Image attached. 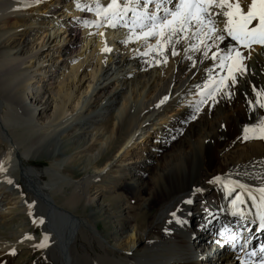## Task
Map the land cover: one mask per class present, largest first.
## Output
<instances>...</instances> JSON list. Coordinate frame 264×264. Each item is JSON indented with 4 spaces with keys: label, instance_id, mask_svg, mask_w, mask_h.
Here are the masks:
<instances>
[{
    "label": "bare ground",
    "instance_id": "obj_1",
    "mask_svg": "<svg viewBox=\"0 0 264 264\" xmlns=\"http://www.w3.org/2000/svg\"><path fill=\"white\" fill-rule=\"evenodd\" d=\"M97 2L106 5L109 0H0L1 36L11 30L10 25L20 28L3 39L0 37V149L7 145V151L0 153V178L10 177V168L16 163L17 176L32 196V209L22 204L25 196L18 186L7 192L1 206L10 214L13 210L25 211L21 214L24 216L32 211L38 222L43 219L44 223L39 225L43 236H48L46 253L55 264H239L232 246L218 235L225 227L237 235L236 248L247 241L246 253H259L264 230L259 228L258 221L252 223L255 209L245 207L244 220L230 215V198L223 186L234 180L251 190L264 187V140L240 139L243 125L248 122L245 96L255 100L252 86L264 88V48L255 45L250 53L245 51L247 74L238 79L232 99H222L211 107L207 104L198 119L191 121L197 105L199 108L204 105L199 103L202 96L197 93L211 75L210 61L198 60L193 68L185 59L188 43L184 41L177 46L179 55L172 57L169 49L168 62L155 72H146L157 66L155 60L159 57L153 52L143 59L144 51L140 50L144 44L128 40L127 29L97 27L94 12L87 11V7L94 8ZM77 3L81 8L76 7ZM59 6L63 11L54 17L58 20L49 21L44 28L38 26L39 38L34 37L37 31L32 35L33 42L39 40L38 50L22 56L20 46L26 45L25 37L33 30L32 24H27L34 21L25 17L31 11L43 14L49 8L55 15ZM37 24H43L41 18ZM101 32L105 34L103 37ZM105 44L112 49L110 53L101 52ZM3 49L12 54L4 53ZM28 61L30 68H24ZM112 65L116 67L114 73L121 72L123 76L120 79L114 76L113 82L118 85L109 91ZM129 65L141 69L136 78L143 79V91L136 93L132 83L133 88H129ZM124 77L126 80L121 83ZM127 90L132 97L124 96ZM165 96L169 99L161 104ZM179 97L181 103L168 109L166 103L174 106L171 104ZM30 98L34 99L33 105L27 104ZM119 99L123 108H116L120 112L117 120L110 116L101 124L102 130L90 129L101 112L117 107ZM129 99L136 100L133 111ZM92 105L93 109L85 114ZM168 113L171 114L167 116ZM154 119L156 124L151 126ZM111 120H116L114 129L103 133L109 129ZM77 125L79 129L69 139L66 136L60 139L69 154L56 146L50 149L53 137L72 132ZM92 131L94 135L90 137ZM137 137L142 140L137 142ZM44 152L55 163L64 154L70 156V161L77 158L75 167L82 179H74L75 172L67 166L66 157L58 166L43 170L29 164L31 158ZM113 168L116 173L131 177L129 184L135 193H146L145 209L155 202L164 209L156 218L159 225L152 228L155 220L145 226V215H133L136 220L131 233L116 246L106 247L103 241H108L96 238L94 227L76 216L73 208L80 199L84 201L83 207L91 206L94 200L90 197L91 189L103 190L102 185ZM90 170L93 173L89 174ZM46 175L47 182L43 181ZM216 176L221 177L220 183L210 184ZM65 187L80 193L64 197L57 204L56 195ZM2 189L5 188H0V192ZM112 203L108 201L105 206ZM193 219L197 220L196 234L190 230ZM150 230H156V235L148 237ZM92 241L100 252L92 248ZM86 248L91 249L93 256Z\"/></svg>",
    "mask_w": 264,
    "mask_h": 264
},
{
    "label": "snow or ice",
    "instance_id": "obj_2",
    "mask_svg": "<svg viewBox=\"0 0 264 264\" xmlns=\"http://www.w3.org/2000/svg\"><path fill=\"white\" fill-rule=\"evenodd\" d=\"M76 7L79 9L81 5L77 3ZM87 11L94 12L97 27L115 29L119 26L127 29L128 40L141 41L145 45L142 56L154 52L159 57L155 60L157 66L161 62L167 63L169 49L172 57L179 55L176 46L181 40L186 41L188 47L184 50L185 59L193 68L198 60L210 61L208 71L211 75L197 93L202 96L199 103L208 104L209 107L220 103L222 99H232L238 79L247 74L245 61L248 56L245 51L250 53L255 45L264 48V0H109L106 5L97 2L94 8L87 7ZM220 17L223 19L218 24L217 18ZM100 35L103 37L105 34L101 32ZM153 40L154 45L151 43ZM227 41H231V44L226 46ZM111 51L106 44L101 49L104 54ZM193 54H196V58ZM252 94L255 100L245 96L248 122L243 125L240 134V139L244 141L250 138L264 140V100L260 99L264 97V88L258 90L252 86ZM168 99L165 96L160 103ZM192 118L195 119V116ZM220 181L221 177L216 176L209 183L218 185ZM6 182L9 185L13 183L11 180ZM223 191L230 198V215L244 220V208L255 209L252 223L258 221L259 228L264 230V187L251 190L247 185L230 180L224 184ZM29 215H32L31 211ZM33 223H36L35 219ZM39 223L43 224V219ZM218 235L236 251L238 237L235 233L225 227ZM47 240L48 236L45 235L36 247L45 248ZM247 246L248 242L245 241L240 250L243 251ZM12 255H15V251ZM246 256L247 259L237 253L239 264H264V245H261L259 253L248 252Z\"/></svg>",
    "mask_w": 264,
    "mask_h": 264
},
{
    "label": "rangeland",
    "instance_id": "obj_3",
    "mask_svg": "<svg viewBox=\"0 0 264 264\" xmlns=\"http://www.w3.org/2000/svg\"><path fill=\"white\" fill-rule=\"evenodd\" d=\"M45 2H47V0H45ZM61 6H59L58 12L55 13V15L52 14V12L50 13V8H49L43 14H37V13H34L31 11L29 13V15H27L25 17L27 20H33L34 19V21L33 22L30 21L27 24V25L32 24L31 30L32 29L33 30L30 32L31 35L29 34V36L25 37V40H27V43H25L26 45L23 47H22V45L20 46V48H23L21 50L22 56L28 55L30 53H34L36 50H38L39 47H37V46L40 45V43H38L39 40H37L35 42H33V40H32L36 36H37L36 38H39L40 34L37 31L38 26L39 27L41 26L42 28H44L46 26L45 24L49 23V21L56 22L58 19L56 20L54 17L59 16V14L63 11L62 10L63 8L61 9ZM40 18L43 22L42 25L37 24ZM61 18H62V16L59 18V20ZM220 18H217V22H222L223 18L222 17H220ZM18 24H20V23H18ZM34 24H36V25H34ZM52 25H54V23ZM14 27H16V26L10 25L9 28L11 30H8L9 32L5 33L3 36H1L2 33H0L1 39L6 37L7 34L8 35L13 34V33L17 32L18 30H20V28L15 29ZM34 32H36V35L33 37L32 35ZM16 38H18V36H16ZM181 42H184V40H181ZM151 43L153 45L155 44L154 41H152ZM180 43L177 44V46L180 45ZM140 51H142V52L145 51V45L142 47V50H140ZM3 52L4 53L9 52L10 53L11 51H9V49H3ZM10 54H12V52ZM168 54L169 53H167V55ZM170 55H171V53H170ZM107 56H109V58H110L111 55H107ZM107 56H106V58H108ZM142 57H143V59L147 58V56L146 57L142 56ZM161 63H162V65H159V66L154 65V67L152 66V69L150 67L151 70L146 69V72H155L156 70L160 69V66L163 67L166 64L163 62H161ZM30 65H31V61H28L26 64L23 65V67L24 68H30ZM128 69L130 70V72L128 73L129 75H127V76H129V78H131V79H129V81H127L129 88H131V87L133 88V86L135 85L134 87H136L135 88L136 93L138 90L143 91L142 88L145 84L143 79H140L139 76H137V78H136V75L139 74L140 68L129 65ZM115 70H116V67L114 65H112L111 72L109 74L111 75L113 73V75H112V79H111L112 81H110L112 83L110 84V87L108 89L109 91L115 89V87L118 85L117 82H113V79H115V77L120 79L121 76H123V73H121V72H116L118 74V75H116V73H114ZM120 70H121V68L119 69V71ZM131 74H132V77H131ZM136 79H138V80H136ZM37 80H39V78L36 79V81ZM125 80H126V78L124 77L121 80V83L124 82ZM131 80H134V81H131ZM131 83L133 86L131 85ZM131 94L132 93L129 90H127L124 96L127 98H130ZM100 96H101V101H103L104 100L103 95H100ZM179 98L171 104L174 106L170 107V103H166L168 105V109H170L172 107H173L172 109H174L176 107V105H179V103H181L182 97H179ZM33 100L34 99L30 98L29 100H27V104L33 105ZM134 101H136V100H134ZM134 101L129 99V106H130V109L132 111L135 110L134 108H136L134 105L135 104ZM117 102H118L117 107L115 106V108L114 107L111 108V110H113L114 113H109L111 110H109L108 112H105V113L101 112V114L94 119L90 129L96 128V129L102 130L101 124L106 120L107 117L113 116L114 119L116 117H119L120 112L116 108L122 109L123 106H121V104H123V103L120 99L117 100ZM207 106H208L207 104H204L201 106V108H198L197 111L193 115V116H195V119H193L192 118L193 116H191L190 120L191 121L197 120L199 117V114H201V112ZM92 109H93V105L91 106V109H88V111L85 112V114H87ZM176 110H177V108H176ZM170 114L171 113H168L167 116ZM116 120H117V118H116ZM116 120H111L110 125H109L110 126L109 129L106 128V129H108V130H106L104 128L105 130L103 131V133L104 132L108 133L109 130L111 131L112 129H114L113 126H115ZM156 120L157 119H154L152 121L151 126L152 125L155 126L154 124H156ZM77 129H79V125H77V128L73 129L72 132L71 131L65 132L61 135V137L58 136L57 139L53 137V139H55V141H54V143L51 142V148L50 149L63 148L64 150H66L65 149L66 147L64 148V145H62L60 139L64 138V136H66L65 137L66 139H69L70 136L74 132H76L75 130H77ZM93 135H94V131L89 133L90 137ZM222 136L225 137V136H228V134L222 135ZM85 137L88 138V136H85ZM141 140H142V138H140V137L139 138L137 137V139H136L137 142L141 141ZM63 143L65 144V142H63ZM2 148H3L2 149L3 151H7V145L3 146ZM103 148H105V147L102 145V149ZM2 150L0 149V153L2 152ZM45 153L46 152L40 154L37 157L35 156V158H31L30 160H33V161L30 162L29 164H32V165L34 164L36 169L43 170V169L48 168V167L50 168V166H53L54 164L56 166H58L60 160L63 158L65 159V157H66L67 166H69L71 168V169L69 168L71 171L75 172L74 179L75 178H76V180L82 179L81 178L82 176L79 175V172H80L79 169H77V167H75V164H76V166L78 164L75 162L77 158H74L72 161H70V159H69L70 156L64 154V156L58 157L59 162L55 163V160H52L50 158L49 154H45ZM31 154H32V152H30L29 156H31ZM66 154H69L67 150H66ZM57 161H58V159H57ZM24 163H25V165L27 164L26 162H24ZM14 164L12 165L13 168H10V173H11L10 175L11 176L10 177L8 176L5 178H0V188H2V187L5 188V189H2V192H0V203H1L0 204V264H55V263H53L51 258L46 253L47 252V246L43 249L36 247V245H38L40 243V241L43 239V237L45 236V235L43 236L44 232H42V228L39 225L38 220L34 217L33 214L29 215L30 211L27 214H25L24 216L21 215V214L25 213V211H24L25 207H29V205H32L31 204L32 203V196L26 191V189L24 187L25 186L24 183L21 182L20 177L17 176L16 172L19 169H18V165L16 163H14ZM63 164H62V166H63ZM115 170L113 168L109 172L108 181H106L104 183V185H102L103 186L102 188H104L105 190L104 189L101 190V187H96V188L91 189L90 197H91V199L92 198L94 199L91 206L89 205V206L83 207L81 204H83L84 201L82 199H80L78 204L75 205L73 208V211L76 214V216H78L79 218H83V219L88 220L87 222L94 227L95 232L93 233V235L96 238H98L100 240H103V238H105L108 241L107 243L105 241H103L105 243L106 247L116 246L118 243H120L123 240V238H125L126 236H128L131 233V229H132L133 224H134L133 221L136 220V218H135L136 214L142 213L143 215H145L144 216L145 217L144 218V225L145 226L149 225L152 221L155 220V223L151 225V228H152L154 226L156 227L159 225V221L156 220V218L160 215V213L164 209V206L161 203H157V202L153 203L149 209H145L143 207V204H144V201L146 200L145 198H147L146 193L145 192H141L140 194L135 193L132 190L131 185L129 184V183H131L130 182L131 177L129 175H127L126 173H122V172H117L118 173L117 174ZM91 173H93V172L90 170L89 174H91ZM49 174L50 173L48 172V175ZM65 174H67V173H65ZM115 174L117 175L116 177H114ZM6 178H8V179H6ZM2 180H3V182H2ZM5 180L6 181L11 180V181H13V183L11 185H9ZM48 180H49V178L46 175V177L43 178V181L47 182ZM68 180L70 181V179H68ZM143 180H145V182H146L147 181L146 177H144ZM16 186H18L23 191L24 196H25L24 197L25 200L22 203L23 205H25L24 208L22 207V210L24 211V213H18L16 210H13L12 214H10L1 205L6 200V197L8 195L7 192H9L12 189L15 190ZM64 190H63L64 192L61 191L60 193H57V195H56V198H57L56 203L57 204H61L63 202L64 197L70 198L71 196L73 197L74 194L76 195L77 193H80V191L76 192V193H74L75 191L72 192L73 191L72 187H65ZM103 191H106V194H104L105 192H103ZM101 194H103V195H101ZM137 194H138V196H137ZM117 196H118V198H117ZM111 198H114L115 200H113ZM111 200H113V201H111ZM108 201L110 204L112 202L113 203L109 207L108 206L106 207L105 205L108 203ZM124 205H126V206H124ZM31 213H32V211H31ZM191 213L194 214V210ZM133 215H135V216H133ZM33 219L36 220L35 224L33 223ZM157 223H158V225H157ZM190 227H191L190 228L191 232H193L194 234H196L197 232L199 233V231H197L198 230L197 229L198 228L197 220L193 219V221L190 224ZM153 234L156 235V230H153V231L150 230V232L148 233L147 236L150 237ZM25 237H32V239H25ZM260 242L263 245L264 238ZM78 243H79V241H78ZM77 248L81 251L79 244H77ZM92 248H94L96 251L100 252V250L97 248L95 241H92ZM141 248L142 247L140 246L139 250ZM86 249L93 256L91 249H89V248H86ZM13 251H15V255H12ZM237 253L243 258H247L245 256L246 255L245 249L243 251H241L240 245L236 248V251H235L236 258H237Z\"/></svg>",
    "mask_w": 264,
    "mask_h": 264
}]
</instances>
